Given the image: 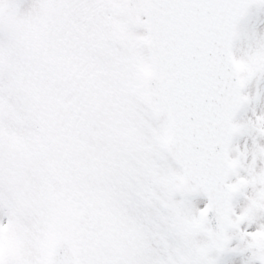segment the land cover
Here are the masks:
<instances>
[{
    "label": "snow or ice",
    "instance_id": "6c2138e0",
    "mask_svg": "<svg viewBox=\"0 0 264 264\" xmlns=\"http://www.w3.org/2000/svg\"><path fill=\"white\" fill-rule=\"evenodd\" d=\"M0 264H264V0H0Z\"/></svg>",
    "mask_w": 264,
    "mask_h": 264
}]
</instances>
